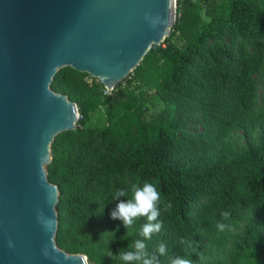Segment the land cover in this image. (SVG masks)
Returning a JSON list of instances; mask_svg holds the SVG:
<instances>
[{"label":"trees","instance_id":"16d2710c","mask_svg":"<svg viewBox=\"0 0 264 264\" xmlns=\"http://www.w3.org/2000/svg\"><path fill=\"white\" fill-rule=\"evenodd\" d=\"M184 29L178 46L172 39ZM49 88L78 114L73 130L52 139L44 167L57 189L58 249L120 264L113 256L145 221L127 229L111 219L126 201L113 197L148 181L162 197L163 226L147 241L150 254L167 245L160 264L185 254L181 238L198 245L196 264H264V0H175L169 35L115 90L68 67ZM97 108L102 124L87 126ZM223 212L230 227L220 232Z\"/></svg>","mask_w":264,"mask_h":264},{"label":"water","instance_id":"95a60500","mask_svg":"<svg viewBox=\"0 0 264 264\" xmlns=\"http://www.w3.org/2000/svg\"><path fill=\"white\" fill-rule=\"evenodd\" d=\"M174 14L175 0H0V264H87L54 242L57 189L44 167L78 114L49 85L68 67L111 92L169 35Z\"/></svg>","mask_w":264,"mask_h":264},{"label":"clouds","instance_id":"9594fccd","mask_svg":"<svg viewBox=\"0 0 264 264\" xmlns=\"http://www.w3.org/2000/svg\"><path fill=\"white\" fill-rule=\"evenodd\" d=\"M145 20L148 21L150 26L156 27L163 23L159 17H152L150 15L145 16ZM119 197H125L126 201L120 202L116 205V208L110 213V218L113 220L122 221L125 228H130L135 222L144 219L139 231V238L132 241L128 248L119 251L117 256L120 264H160L159 257L168 254V247L163 242L159 243L156 249V254H150L148 252V243L154 234L160 232L162 223L159 220L160 217V205L162 202L161 192L157 186L151 182L145 181L142 185L134 184L130 189H119L116 191L113 199ZM171 203L164 204V211L168 212L171 209ZM230 213H221V221L216 222V229L220 232L225 231L230 225L225 224L222 221L228 220ZM41 217L38 216V219ZM52 221L48 220L44 226L46 229H50ZM109 233V232H105ZM104 233V234H105ZM103 234V235H104ZM112 234V238L114 233ZM128 235V232L126 233ZM124 237H121L123 239ZM179 243L185 245L184 255H174L169 258L168 264H196L191 257L197 254V248H193L192 242L181 238ZM14 245L11 241L8 242V247L11 249ZM191 249V251H188ZM48 255L47 250L43 253ZM111 256V253H110ZM203 259V257H200Z\"/></svg>","mask_w":264,"mask_h":264},{"label":"rangeland","instance_id":"374dc122","mask_svg":"<svg viewBox=\"0 0 264 264\" xmlns=\"http://www.w3.org/2000/svg\"><path fill=\"white\" fill-rule=\"evenodd\" d=\"M195 2H197L198 0H194ZM174 22H175V14H174V21H173V23L171 24V26H170V29H171V27L173 26V24H174ZM188 27H190V26H188ZM184 32H183V35H181L180 34V36H178V37H175L174 39H172V42H174L176 45H178V46H182L183 44H185V39H184V37L186 36V34L188 35V33H189V31H188V29H184L183 30ZM120 83V82H119ZM118 83V84H119ZM118 84H116L115 86H114V88H113V90H115V88H116V86L118 85ZM135 86H136V84L135 83H132L131 84V86H127L125 83H122L121 85H120V88H127V89H132V88H134L135 90H136V88H135ZM141 88V90L142 89H144V87L143 86H140ZM258 90H259V88H258ZM146 92H148V93H151L149 90H147ZM258 93H259V91H258ZM148 105V104H147ZM158 110V106H156L155 108H149V113H154V112H156ZM103 108H97L95 111H93L91 114H90V118H89V121L87 122V126H96V127H98V126H100L101 124H102V122H103Z\"/></svg>","mask_w":264,"mask_h":264}]
</instances>
